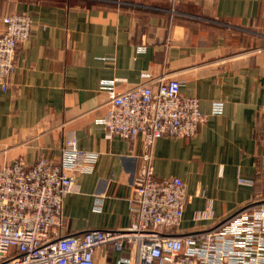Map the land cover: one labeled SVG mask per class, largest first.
Segmentation results:
<instances>
[{
    "label": "crops",
    "instance_id": "crops-1",
    "mask_svg": "<svg viewBox=\"0 0 264 264\" xmlns=\"http://www.w3.org/2000/svg\"><path fill=\"white\" fill-rule=\"evenodd\" d=\"M15 11L33 24L9 88L0 89V165L41 157L61 165L69 137L96 154L78 174V191L64 198L55 237L129 227L148 153L157 176L182 178L189 196L170 234L210 228L264 202V0H0V33ZM163 75L200 99L207 120L197 133L161 137L153 147L108 138L105 84L123 91ZM209 207L211 218H195ZM19 253L12 247L7 256ZM95 264L138 263L125 243L97 247Z\"/></svg>",
    "mask_w": 264,
    "mask_h": 264
},
{
    "label": "built area",
    "instance_id": "built-area-1",
    "mask_svg": "<svg viewBox=\"0 0 264 264\" xmlns=\"http://www.w3.org/2000/svg\"><path fill=\"white\" fill-rule=\"evenodd\" d=\"M2 23L0 89L7 90L17 49L30 38L33 19L15 11ZM181 84L167 75L147 76L123 91L106 83L109 98L101 119L106 136L141 139L150 147L161 137L194 136L207 115L199 98L182 93ZM222 107L215 102L216 112ZM62 155L61 165L46 157L32 164L19 158L0 165V264H95L97 247L111 244L121 250L125 243L134 249L138 264H264V202L245 206L210 228L170 234L168 229L181 223L189 196L182 178L157 176L151 153L145 154L135 180L136 194L130 198L135 219L129 227L55 237L65 196L78 191V174L96 159V154L82 151L76 137L67 138ZM211 217L210 207L195 215ZM12 247L20 253L8 257Z\"/></svg>",
    "mask_w": 264,
    "mask_h": 264
}]
</instances>
